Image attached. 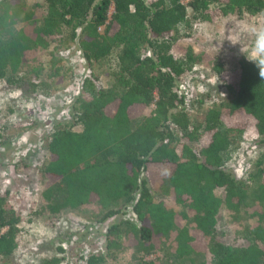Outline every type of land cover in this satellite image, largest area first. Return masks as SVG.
Masks as SVG:
<instances>
[{
  "label": "trees",
  "instance_id": "16d2710c",
  "mask_svg": "<svg viewBox=\"0 0 264 264\" xmlns=\"http://www.w3.org/2000/svg\"><path fill=\"white\" fill-rule=\"evenodd\" d=\"M229 16L259 18L264 25V0H39L30 7L0 0V84L8 92L25 99L37 94L43 86L37 56L51 44L53 75L63 60L56 46L64 42L75 44L88 71L70 120L53 125L39 169L47 212L94 207L98 222L119 216L104 232L103 250L87 254L84 264H111L107 259L122 242L139 264H153L143 258L168 236L170 261L163 264H264V183L251 191L247 185L264 175V78L255 63L264 57L241 55L230 66L211 60L221 102L200 122L192 123V102L186 105L176 90L199 60L181 45L192 23ZM99 61L111 65L108 88L92 70ZM244 142L262 149L256 174L239 178L227 161ZM158 193L172 203L158 201ZM7 194H0L3 260L15 255L20 231ZM248 201L260 205L251 212L255 221L234 228L231 242L222 241L218 214L225 209L237 225Z\"/></svg>",
  "mask_w": 264,
  "mask_h": 264
},
{
  "label": "rangeland",
  "instance_id": "374dc122",
  "mask_svg": "<svg viewBox=\"0 0 264 264\" xmlns=\"http://www.w3.org/2000/svg\"><path fill=\"white\" fill-rule=\"evenodd\" d=\"M37 1L22 0L26 7ZM41 10L37 9L38 16H41ZM101 30L102 27L98 28ZM258 40L264 42V25L259 18L246 20L229 16L215 23H192L190 36L181 45L190 47L199 60L187 76L177 80L176 90L186 105L192 102L189 116L193 124L202 120L205 110L220 106L221 88L210 71L211 60L218 58L230 66L241 55L253 59L257 54ZM52 47L51 44L38 53L37 58L43 63L40 77L43 86L36 95L25 99L18 91L8 92L0 84V194L8 192L6 206L20 217L16 253L8 260L0 258V264H52L50 261L56 258L61 259L59 264H84L83 258L87 254L103 250L104 232L119 219L115 216L98 222V209L94 207L74 211L64 209L51 214L41 198L45 179L39 169L47 160L48 135L55 123L70 120L73 103L79 96V82L88 74L75 44L64 42L56 46L57 54L63 60L58 74L53 75L49 68V55L55 51ZM110 66L107 61L92 66L104 88L112 84ZM18 123L29 126L20 129L16 126ZM253 146L244 142L234 147L227 167L236 177L256 174L254 164L262 148L256 145L253 149ZM258 183H264L263 174L257 181L247 183L250 191ZM216 194L220 197L221 191ZM157 199L167 205L172 203L164 193H158ZM253 209L261 210L258 203L248 201L241 209L237 225L232 223L231 213L222 209L216 225L219 238L231 242L237 237L234 228L249 226L255 221L251 214ZM170 239L168 236L160 250L144 257L143 261L153 264L169 262L166 254L170 253L169 246H172ZM135 257L129 246L122 242L121 248L107 261L111 264H139Z\"/></svg>",
  "mask_w": 264,
  "mask_h": 264
},
{
  "label": "clouds",
  "instance_id": "9594fccd",
  "mask_svg": "<svg viewBox=\"0 0 264 264\" xmlns=\"http://www.w3.org/2000/svg\"><path fill=\"white\" fill-rule=\"evenodd\" d=\"M256 51L260 54L261 57H264V42L258 40V46ZM257 67L259 68V75L261 78H264V58L259 59L255 62Z\"/></svg>",
  "mask_w": 264,
  "mask_h": 264
},
{
  "label": "built area",
  "instance_id": "2783aa9c",
  "mask_svg": "<svg viewBox=\"0 0 264 264\" xmlns=\"http://www.w3.org/2000/svg\"><path fill=\"white\" fill-rule=\"evenodd\" d=\"M255 148V146H253V149Z\"/></svg>",
  "mask_w": 264,
  "mask_h": 264
}]
</instances>
